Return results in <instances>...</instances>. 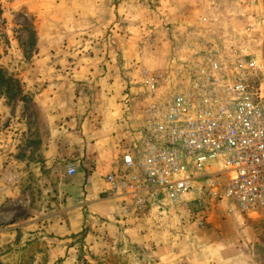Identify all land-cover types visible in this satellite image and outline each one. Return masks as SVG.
I'll return each instance as SVG.
<instances>
[{"label":"rangeland","instance_id":"374dc122","mask_svg":"<svg viewBox=\"0 0 264 264\" xmlns=\"http://www.w3.org/2000/svg\"><path fill=\"white\" fill-rule=\"evenodd\" d=\"M194 36L264 62V0H0V264H264V206L139 209L105 180Z\"/></svg>","mask_w":264,"mask_h":264},{"label":"built area","instance_id":"2783aa9c","mask_svg":"<svg viewBox=\"0 0 264 264\" xmlns=\"http://www.w3.org/2000/svg\"><path fill=\"white\" fill-rule=\"evenodd\" d=\"M192 39L185 74L145 109L143 127L105 177L109 191L139 209L188 198L203 207L216 197L242 210L264 206L262 56Z\"/></svg>","mask_w":264,"mask_h":264},{"label":"crops","instance_id":"0c3cea01","mask_svg":"<svg viewBox=\"0 0 264 264\" xmlns=\"http://www.w3.org/2000/svg\"><path fill=\"white\" fill-rule=\"evenodd\" d=\"M113 142V141H112ZM115 142V141H114ZM114 144H117V143H114ZM112 154V153H111ZM111 154H108V155H106V161H102V159H101V161H99V164H101V165H104V166H109L110 168L111 167H113V165L111 164L112 162H113V157H111ZM118 157H119V155H118ZM97 160H99L98 158H97ZM95 191H97L96 189H95ZM96 193V192H95ZM95 208L97 209V210H99V211H101V212H104V210L106 211V207L105 206H103V205H100V204H95Z\"/></svg>","mask_w":264,"mask_h":264},{"label":"trees","instance_id":"16d2710c","mask_svg":"<svg viewBox=\"0 0 264 264\" xmlns=\"http://www.w3.org/2000/svg\"><path fill=\"white\" fill-rule=\"evenodd\" d=\"M2 75H3V73H2V71H0V76H2ZM2 77H4V75Z\"/></svg>","mask_w":264,"mask_h":264}]
</instances>
